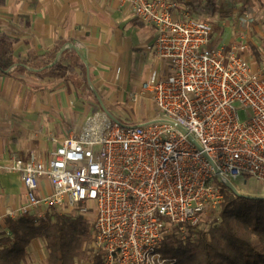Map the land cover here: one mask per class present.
Returning a JSON list of instances; mask_svg holds the SVG:
<instances>
[{"label":"built area","instance_id":"built-area-1","mask_svg":"<svg viewBox=\"0 0 264 264\" xmlns=\"http://www.w3.org/2000/svg\"><path fill=\"white\" fill-rule=\"evenodd\" d=\"M119 1L155 29L148 50L170 70L128 93L124 107L144 100L157 116L123 125L99 110L63 140L51 136L49 153L15 158L8 170L20 174L26 201L7 218L77 210L93 217L102 264H178L163 257L165 238L201 225L235 195L218 174L236 188L245 177L264 184V74L244 55L245 33L217 47L213 26L188 7Z\"/></svg>","mask_w":264,"mask_h":264},{"label":"crops","instance_id":"crops-1","mask_svg":"<svg viewBox=\"0 0 264 264\" xmlns=\"http://www.w3.org/2000/svg\"><path fill=\"white\" fill-rule=\"evenodd\" d=\"M146 25L119 0H8L0 9V34L17 40V59L74 45L91 71V91L94 97L96 93L100 96V110L115 118L125 109L132 110L125 115L137 118V125L148 120L142 113L145 103L125 108L127 93L153 77L170 74L168 65L148 50L157 35L150 25L151 30L142 31L140 27ZM36 74L19 69L11 70V75L0 72V225H4L9 210L19 209L26 201L20 174L8 170L14 159L25 160L32 151L49 153L56 146L51 136L61 141L86 121H76L77 128L71 130L70 121L62 119L63 107L53 104L47 79L50 73L42 76L46 82ZM77 113V117L84 114ZM56 114L62 118H55ZM43 185L49 192V184ZM38 240L29 246L30 254Z\"/></svg>","mask_w":264,"mask_h":264},{"label":"trees","instance_id":"trees-1","mask_svg":"<svg viewBox=\"0 0 264 264\" xmlns=\"http://www.w3.org/2000/svg\"><path fill=\"white\" fill-rule=\"evenodd\" d=\"M7 1L0 0V9ZM262 3L264 0H241L239 17ZM15 43L17 40L0 34V72L11 75V70L17 69L22 73L36 71L39 80L46 73H57L78 89L83 88V79L92 87L91 71L77 49L62 52L65 46H60L20 60L15 56ZM95 99H100L97 93ZM71 214L74 217L56 214L53 220L42 221L32 215L18 220L6 218L0 225V264H25L30 257L29 246L39 238L46 241L47 264H102L93 250L83 248L92 238L93 228L91 231L77 210ZM200 227L187 226V237L182 231L167 236L163 257L178 264H264V197L227 195L209 229Z\"/></svg>","mask_w":264,"mask_h":264},{"label":"rangeland","instance_id":"rangeland-1","mask_svg":"<svg viewBox=\"0 0 264 264\" xmlns=\"http://www.w3.org/2000/svg\"><path fill=\"white\" fill-rule=\"evenodd\" d=\"M177 2L179 5L188 7L192 10L193 16L198 21H203L210 23L214 28V33L212 37V44L217 47L228 46L234 41L235 36H238L239 31L246 34L245 42L247 44V50L245 52V57L247 60L255 67V69L262 71L264 74V3L259 4L256 8L251 9L244 17H239L238 10L241 6V0H170ZM246 16H248L246 18ZM142 31L151 30V27L147 24ZM135 27L136 32H141ZM48 87L52 90L53 104H58L63 107L64 111L62 117L55 115L56 117H61L62 119H67L70 121V129L77 128L76 121H83L84 119L97 111L100 110L99 102L96 101L93 92L91 91V86L83 79V88H76L70 81H63L60 79L57 73H50L47 76ZM41 80V82H46ZM132 91L129 90L128 93ZM127 93V94H128ZM64 100H63V98ZM126 100V99H125ZM140 102V101H139ZM124 103V102H123ZM142 113L145 115L147 121L153 120L157 116V111L151 103L144 101ZM121 105L120 103L117 106ZM142 105V106H143ZM91 107L94 111H91ZM56 110V107L54 108ZM80 110L86 115L79 114L77 111ZM132 110L125 109L121 112L118 117L123 125H137L138 119H129L127 113ZM89 112V113H88ZM56 113V112H55ZM80 116H84L83 119ZM241 119H245V113H240ZM140 121V120H139ZM237 189L241 191L242 194L251 195L254 197H264V184L256 181L252 177H245L240 179L235 183ZM87 206V204H86ZM220 209L216 211H211L206 214L203 223L201 224V229H209V224L218 215ZM42 214L44 215L40 221L45 219L53 220L56 214L62 215L64 217H74V214L60 213L55 208L45 209ZM88 222L90 229L92 231V221L93 217L88 215L84 217ZM185 237L189 236L187 230L183 231ZM39 244L32 249L30 257L25 264H47L48 253L46 249V241L43 238H39ZM94 239L93 232L92 238L83 246L84 250H93ZM29 251V250H28ZM88 264V262H85Z\"/></svg>","mask_w":264,"mask_h":264},{"label":"water","instance_id":"water-1","mask_svg":"<svg viewBox=\"0 0 264 264\" xmlns=\"http://www.w3.org/2000/svg\"><path fill=\"white\" fill-rule=\"evenodd\" d=\"M68 48H75L77 49L74 45L69 44ZM65 50V48L62 50V52ZM61 52V53H62ZM58 61V60H57ZM106 110V109H105ZM108 113V112H107ZM109 114V113H108ZM109 116L116 122L120 123L118 121V119H116L115 117H113L111 114H109ZM218 178L220 179V181L226 186L228 187L236 196H243V197H247L248 195L242 194L241 192H239L237 190V188L231 183L229 182L227 179H225L221 174H218ZM262 198V197H260Z\"/></svg>","mask_w":264,"mask_h":264}]
</instances>
